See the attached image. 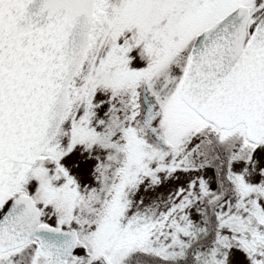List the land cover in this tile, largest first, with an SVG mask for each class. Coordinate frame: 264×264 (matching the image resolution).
<instances>
[{
	"label": "snow or ice",
	"instance_id": "snow-or-ice-1",
	"mask_svg": "<svg viewBox=\"0 0 264 264\" xmlns=\"http://www.w3.org/2000/svg\"><path fill=\"white\" fill-rule=\"evenodd\" d=\"M0 264H264V0H0Z\"/></svg>",
	"mask_w": 264,
	"mask_h": 264
}]
</instances>
